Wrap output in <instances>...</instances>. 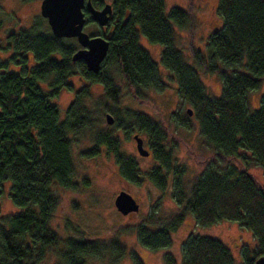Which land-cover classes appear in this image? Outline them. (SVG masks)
I'll return each mask as SVG.
<instances>
[{
  "label": "trees",
  "instance_id": "obj_1",
  "mask_svg": "<svg viewBox=\"0 0 264 264\" xmlns=\"http://www.w3.org/2000/svg\"><path fill=\"white\" fill-rule=\"evenodd\" d=\"M120 1L127 12L120 13L98 73L83 60L73 61L78 41L55 37L41 15L29 27L7 35L10 56L0 60V180L10 181V195L21 210L0 222V264H39L50 254L52 264H86L91 256L107 254L113 262L124 257L127 249L119 239L62 238L51 225L59 206L54 190L79 185L72 147L80 133L91 142L82 154L95 157L105 149L127 181L140 183L146 178L161 190L172 185L181 211L159 218L149 215L136 227L142 246L153 250L170 246L171 234L187 214L200 226L233 220L256 239L253 249L243 247L240 263L253 264L264 254V183L249 170L255 164L264 171V97L253 111L247 99L264 81V0H218L222 26L208 37L206 53L194 50L191 63L175 46L174 27L186 28L192 22L186 10L174 6L166 12L165 0ZM140 33L164 46L162 64L174 75L180 98L192 106L201 133L213 148L190 179L187 165L177 162L175 147L167 143L172 133L163 119L123 104L124 90L139 103L152 105L145 91L166 86L155 61L140 45ZM8 65L14 69L5 70ZM199 69L219 75L220 96L206 92ZM75 74L102 84L106 99L93 100L89 86H83L60 119L50 98L63 86L71 88L68 78ZM103 110L114 115L113 124H101ZM135 131L146 135L156 160L145 172L134 156L121 152L120 134L126 137ZM81 181L89 183L88 177ZM151 222L159 226L152 229ZM182 251V264H235L230 249L210 236L189 235ZM133 256L132 264H144ZM165 260L176 264L169 253Z\"/></svg>",
  "mask_w": 264,
  "mask_h": 264
},
{
  "label": "rangeland",
  "instance_id": "obj_2",
  "mask_svg": "<svg viewBox=\"0 0 264 264\" xmlns=\"http://www.w3.org/2000/svg\"><path fill=\"white\" fill-rule=\"evenodd\" d=\"M165 3L166 12L176 6L186 10L192 17L189 27L176 28L173 25L175 46L182 52L185 60L191 63L194 50L199 49L206 53L208 37L212 31L222 26V20L217 13L218 0H165ZM40 4L41 0H0L1 61H7L10 56L8 33L29 27L32 21L41 15ZM46 22L44 21L45 28L48 24ZM97 29L99 27L90 22L84 26V30L88 33L96 32ZM139 42L155 61L160 79L166 86L163 90L145 91V96L152 105L139 103L127 93V90H124L123 104L145 111L157 120L163 119V123L172 133L167 143L175 147L173 153L177 162L187 165V178L190 179L202 169L203 160L212 156L213 148L206 143L192 106L180 98L174 75L162 64L161 53L164 46L149 41L142 33L139 34ZM11 69H14L13 65H8L5 70ZM198 74L206 92L213 97L220 96L222 82L219 75L207 73L203 69H199ZM68 82L71 83V88L63 86L57 96L50 98V101L59 109L60 119L65 118L75 92L83 86H89L93 100L105 97L102 84L80 79L78 74L71 75ZM42 85L46 89L50 88L47 82H43ZM263 97L264 81L259 88L249 92L247 99L250 104L249 109L251 111L257 109ZM188 109H191V114L186 113ZM108 112L103 110L99 114L102 125H110L105 118ZM134 133L137 132H132L126 137L120 134L121 152L134 156L138 161L139 169L145 172L156 163V160L152 153L149 156H141L138 153L136 141L132 137ZM139 134L144 139L145 147L151 150L146 135L141 132ZM76 136L72 152L77 170L75 182L79 185L76 189L57 187L54 190L59 197V206L52 217L51 225L62 238L119 239L127 249L120 261L113 262L112 257L107 254L91 256L87 258L86 264H132L134 254L144 264H166L165 254L168 253L175 258L176 264H182L183 244L191 234L210 236L220 240L230 249L235 264L242 262L243 247L253 249L256 246V239L252 232L242 227L237 221L223 219L212 225L200 226L191 214H187L179 227L171 234L170 246L157 250L142 246L137 239L136 227L143 224L149 215L159 218L181 211V207L172 197V185L170 184L166 190H161L146 178H143L140 183L127 181L121 176L114 156L108 155L105 149L95 157L84 156L82 152L90 148L91 142L88 135L80 133ZM249 170L264 183V171L261 166L253 164ZM83 177H88V185L82 184ZM10 186L9 180H0V222L5 216L21 210L12 200ZM122 189L129 191L140 201L139 211L130 216L122 214L114 204L116 195ZM148 225L152 229L159 226L158 222H151ZM53 261L54 257L50 254L39 264H52Z\"/></svg>",
  "mask_w": 264,
  "mask_h": 264
},
{
  "label": "water",
  "instance_id": "obj_3",
  "mask_svg": "<svg viewBox=\"0 0 264 264\" xmlns=\"http://www.w3.org/2000/svg\"><path fill=\"white\" fill-rule=\"evenodd\" d=\"M85 0H41L40 14L47 19L51 32L58 38H76L79 45L72 59L83 60L87 68L98 73L102 62L109 50V40L101 35H91L84 30L86 17L84 13ZM88 10L93 19L99 25L108 22L111 13V4H106L102 9H96L91 1H88ZM191 114V109H188ZM106 122L113 124L114 115L106 113ZM136 141V149L141 156H148L149 150L144 146V139L138 133L132 136ZM116 208L124 215L139 211L140 204L129 191L120 190L114 199ZM253 264H264V254L259 256Z\"/></svg>",
  "mask_w": 264,
  "mask_h": 264
},
{
  "label": "flooded vegetation",
  "instance_id": "obj_4",
  "mask_svg": "<svg viewBox=\"0 0 264 264\" xmlns=\"http://www.w3.org/2000/svg\"><path fill=\"white\" fill-rule=\"evenodd\" d=\"M88 1L89 0H85V6L83 8L84 13H85V17H86V24L90 22V24H94L96 26L99 27V29H97L96 32L93 33H89L91 35H101L105 38H107L109 40L111 34L113 33L114 29L117 27L118 22L121 20L120 18V13L127 12V9L124 8L121 4L120 0H90L92 5L96 8V9H102L106 4H111V13L109 14V19L108 22L105 25H99L91 16L89 10H88ZM85 24V25H86ZM73 38V37H72ZM76 39V38H75ZM77 40V39H76ZM110 44V43H109ZM81 47V46H80ZM78 47V49L80 48ZM82 60V59H81ZM78 61V60H76ZM103 63V62H102ZM78 77H80V79L82 78V76H80L78 74ZM146 145V144H145ZM144 145V146H145ZM149 150V149H148ZM150 154H151V150H149ZM149 154V155H150ZM148 155V156H149ZM134 196V195H133ZM135 197V196H134ZM140 204V201H138ZM133 213L127 214V216L132 215Z\"/></svg>",
  "mask_w": 264,
  "mask_h": 264
}]
</instances>
